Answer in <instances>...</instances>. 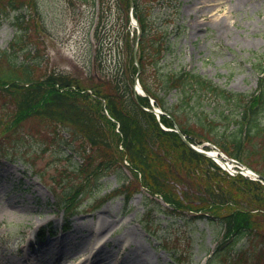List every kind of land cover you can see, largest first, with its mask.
Listing matches in <instances>:
<instances>
[{"label": "trees", "instance_id": "16d2710c", "mask_svg": "<svg viewBox=\"0 0 264 264\" xmlns=\"http://www.w3.org/2000/svg\"><path fill=\"white\" fill-rule=\"evenodd\" d=\"M66 1L73 7L78 2L97 7L95 43L84 77L48 71L40 61L16 56L41 41L47 27L38 0H0V22L18 12L15 38L0 53L2 153H17L35 167L38 154L53 145L59 147L58 155L68 150L61 157L67 163L51 175L55 206L67 215L102 178L115 174L119 187L104 199L123 195L128 202L146 191L165 214L208 218L220 225L210 261L244 264L256 257L255 264H264V183L230 175L173 130L177 124L190 142L210 141L264 174V63L253 92L232 90L194 70L164 66L179 28L174 17L178 0H133L141 28L138 40L130 0ZM256 56L257 62L264 57ZM139 69L143 88L166 112L160 118L145 108L152 107L149 97L134 89ZM170 92L176 93L171 104L165 99ZM33 141L38 143L34 154ZM76 156L78 162L71 163ZM240 241L242 248L235 252Z\"/></svg>", "mask_w": 264, "mask_h": 264}, {"label": "rangeland", "instance_id": "374dc122", "mask_svg": "<svg viewBox=\"0 0 264 264\" xmlns=\"http://www.w3.org/2000/svg\"><path fill=\"white\" fill-rule=\"evenodd\" d=\"M38 3L47 34L37 44L26 46L24 53L18 50L16 56L40 61L48 71L54 68L84 77L95 43L91 36L98 19L97 7L91 2H78L73 7L66 0H38ZM178 4V15L174 17L179 28L176 37H171L172 50L164 57V66L194 70L232 90L253 92L260 76L259 66L264 63V57L261 62L256 59L257 54L264 56V0H249L241 5L238 0H178ZM165 11H160V16ZM17 13L12 12L0 22V53L15 38ZM165 96L169 104L176 100L175 92ZM57 150L59 147L53 145L45 153L35 152L38 154L35 167L23 162L17 153L6 156L0 150V264H38V259L30 256L35 247L67 236L80 241L91 233L78 232L77 224H97L100 215L112 223L87 241L94 245L91 253L95 244H102L103 254L124 257L119 236L132 229L137 236L135 243L150 252L144 264H223L208 260L220 238V225L208 218L165 214L161 211L164 207L157 205V200L146 191L134 194L129 202L123 195L104 199L119 186L115 174L102 178L87 192L83 204L73 214L58 210L51 175L67 163L61 157H67L69 151L58 155ZM30 151L32 154L38 151L37 141L32 142ZM77 162V156L71 158V163ZM178 189L183 186L178 185ZM63 224L67 228H62ZM42 225L47 227L44 237L31 239L35 227ZM243 243L238 242L234 251L241 249ZM90 261L89 252L76 253L63 264ZM255 261L256 257L244 264Z\"/></svg>", "mask_w": 264, "mask_h": 264}, {"label": "bare ground", "instance_id": "6f19581e", "mask_svg": "<svg viewBox=\"0 0 264 264\" xmlns=\"http://www.w3.org/2000/svg\"><path fill=\"white\" fill-rule=\"evenodd\" d=\"M249 0H238L239 5L246 3ZM213 151V150H212ZM213 153H215L213 151ZM100 221L97 224L88 225L84 222L77 224L76 230L78 232L87 231L91 234H85L80 238V241H74L69 236L48 240L41 243L34 248L30 256H34L38 264H63L68 258L74 257L76 253H90L91 261L89 264H144L148 261L150 252L135 243L136 232L129 229L125 233L119 236V242L125 251L124 257H118L115 254L105 255L102 251V244H95V251L91 253V248L94 246L87 241L94 235L102 233L108 226L111 225L112 221L104 215L99 216ZM34 254V255H33ZM31 256V257H32ZM82 264V263H80Z\"/></svg>", "mask_w": 264, "mask_h": 264}, {"label": "water", "instance_id": "95a60500", "mask_svg": "<svg viewBox=\"0 0 264 264\" xmlns=\"http://www.w3.org/2000/svg\"><path fill=\"white\" fill-rule=\"evenodd\" d=\"M131 6H132V8H133V1H132V0H131ZM139 35H140V30H139L138 36H139ZM136 57H137V49H135V58H136ZM136 59H137V58H136ZM135 85H136V89H137L139 92H141L143 95H148L147 92L142 88V86H141V84H140V82H139V78H138V76H136V79H135ZM153 111H154L155 113H157V115H160L161 113H163L160 109H158V108H156V107L153 108ZM176 131L179 132V134L181 135V137L184 139V141H185L189 146H191L192 148H194L195 150H197V151H199V152H201V153H203V154H208L207 151H204V150H202V149H200V148H197L195 145H193L192 143H190V142L187 140L186 136L181 132V130H180L178 127H176ZM242 170L245 171V172H247V173H249V174H251V175H253L254 177H257V178H259V179H261V180L264 181V175H262V174H260V173H258V172H256V171H254V170H252L249 166H247V165L243 166Z\"/></svg>", "mask_w": 264, "mask_h": 264}]
</instances>
